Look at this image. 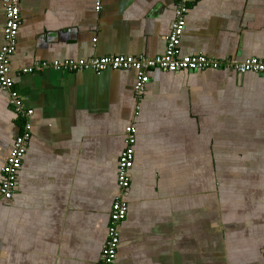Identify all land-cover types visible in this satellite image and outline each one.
Returning <instances> with one entry per match:
<instances>
[{"label": "crops", "instance_id": "crops-1", "mask_svg": "<svg viewBox=\"0 0 264 264\" xmlns=\"http://www.w3.org/2000/svg\"><path fill=\"white\" fill-rule=\"evenodd\" d=\"M179 0H19L10 76L31 110L0 264H98L124 130L136 129L114 264H264V75L153 70L135 115L131 71L35 62L154 58ZM180 57L264 59V0H193ZM5 14L0 2V47ZM24 120L0 89V181Z\"/></svg>", "mask_w": 264, "mask_h": 264}, {"label": "built area", "instance_id": "built-area-1", "mask_svg": "<svg viewBox=\"0 0 264 264\" xmlns=\"http://www.w3.org/2000/svg\"><path fill=\"white\" fill-rule=\"evenodd\" d=\"M193 0H179L175 6V19L169 33L164 37L165 50L162 55L154 58L144 56H110L91 58L79 61L35 62L31 67L21 70V73L41 72L45 69L56 71L78 72L91 70L99 73L105 70L131 71L135 76L133 95L136 100L135 115H139L141 101L149 82L148 73L160 70L167 73L197 72L204 70H232L238 74L256 73L264 75V59L250 58L239 62L236 60H214L205 56L180 57L178 49L185 27V16L189 4ZM4 8L5 24L3 27V44L0 47V89L8 94V103L14 113L24 120V127L13 142L6 163L1 169L0 200H10L15 192L17 176L30 141L31 124L28 119L32 111L25 109L21 96L14 86L10 76L9 58L16 48V37L21 26L19 0H0ZM100 0H96V10H99ZM124 148L118 158L116 183L119 196L111 206L106 240L102 245L98 264H114L119 244V228L127 215V203L121 195L130 186V171L133 166L136 129L129 125L124 130Z\"/></svg>", "mask_w": 264, "mask_h": 264}]
</instances>
